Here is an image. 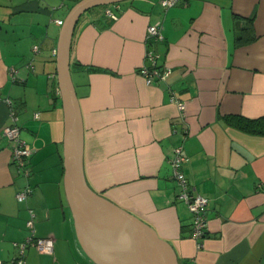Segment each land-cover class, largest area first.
I'll use <instances>...</instances> for the list:
<instances>
[{
    "label": "crops",
    "instance_id": "1",
    "mask_svg": "<svg viewBox=\"0 0 264 264\" xmlns=\"http://www.w3.org/2000/svg\"><path fill=\"white\" fill-rule=\"evenodd\" d=\"M67 1L76 4L0 0L3 264L17 256L13 244L30 236V211L35 236L54 245L51 254L28 247L23 264H99L79 244L63 187V109L52 51L60 27L54 20L69 12ZM159 1L93 8L75 26L69 61L83 127V179L165 241L178 264H264V136L228 121L264 118V0H179L167 9ZM154 24L160 41L145 39ZM148 52L156 68L170 70L166 79L146 83L140 69L152 66ZM170 92L185 104L184 116ZM10 107L32 150L28 178L12 163L4 134ZM177 146L190 190L207 199L201 240L191 237L193 217L172 179ZM26 185L32 192L19 202ZM118 247L99 248L97 261H121Z\"/></svg>",
    "mask_w": 264,
    "mask_h": 264
},
{
    "label": "water",
    "instance_id": "2",
    "mask_svg": "<svg viewBox=\"0 0 264 264\" xmlns=\"http://www.w3.org/2000/svg\"><path fill=\"white\" fill-rule=\"evenodd\" d=\"M127 0H80L60 26L56 45V76L63 109V187L74 228L84 253L100 264H178L171 247L151 229L92 192L82 174L83 127L70 75L69 53L75 26L85 12ZM99 224L96 231L95 223ZM96 231V232H95ZM106 232V233H105ZM110 232V233H109ZM106 241V242H105ZM120 246L121 261H97L103 246Z\"/></svg>",
    "mask_w": 264,
    "mask_h": 264
},
{
    "label": "built area",
    "instance_id": "3",
    "mask_svg": "<svg viewBox=\"0 0 264 264\" xmlns=\"http://www.w3.org/2000/svg\"><path fill=\"white\" fill-rule=\"evenodd\" d=\"M179 0H160V5L162 8L167 9L176 5ZM106 14L112 16V13L109 9H106ZM54 23L58 26H61L62 20H54ZM146 40H157L160 41L163 39L160 32L159 24L150 25L147 27L146 31ZM35 52L38 51V47L33 48ZM52 55L56 56V50L52 51ZM146 57L151 60L152 66L146 67L143 66L140 69V74L144 77L147 84H150L153 80L159 79L164 80L170 74L168 68L160 71L155 67V61L153 54L148 52ZM170 102L174 103L181 116H184L185 104L177 99L173 92L169 94ZM10 104V102H8ZM10 119L11 122L4 128V134L7 137L8 141L11 142V161L16 166L18 173L23 177L28 178L30 171L27 168V159L32 154V150L19 138V127L16 124V112L13 108L10 107ZM37 118V114L34 115ZM185 158L182 153V148L177 146L173 149L172 155L170 157V164L172 167V179L176 182L178 187L177 198L183 201L189 212L191 213L192 219V229L191 237L194 240H201L205 235V230L207 228V218L205 213V207L207 205V199L199 194H194L188 185L186 177L182 172V164ZM32 190L26 185L22 188L16 198L19 202L24 201L30 194ZM33 217L34 214L30 211V220L27 221L26 226L30 230V236L25 239L22 243H14V247L17 250V256L14 257L8 264H23L24 263V253L28 247L36 249L39 253L51 254L53 251L54 241L50 237L39 238L34 234L33 229ZM201 244H197V248H200ZM0 264L3 262L0 261Z\"/></svg>",
    "mask_w": 264,
    "mask_h": 264
},
{
    "label": "trees",
    "instance_id": "4",
    "mask_svg": "<svg viewBox=\"0 0 264 264\" xmlns=\"http://www.w3.org/2000/svg\"><path fill=\"white\" fill-rule=\"evenodd\" d=\"M78 1L80 0H74V3H77ZM228 121L245 133L257 136H264V118L248 120L242 117L233 116L228 118Z\"/></svg>",
    "mask_w": 264,
    "mask_h": 264
},
{
    "label": "rangeland",
    "instance_id": "5",
    "mask_svg": "<svg viewBox=\"0 0 264 264\" xmlns=\"http://www.w3.org/2000/svg\"><path fill=\"white\" fill-rule=\"evenodd\" d=\"M54 2H55V1H54ZM67 3L69 4L68 1H67ZM70 6H71V4H69V7H70ZM70 8H71V7H70ZM57 14H59V16L62 17L63 20H64V18H65V16H66L67 13L63 11V12H60V13H57ZM63 20H62V21H63ZM59 29H60V27H59ZM59 29H58V31H59ZM57 34H58V32H57Z\"/></svg>",
    "mask_w": 264,
    "mask_h": 264
}]
</instances>
